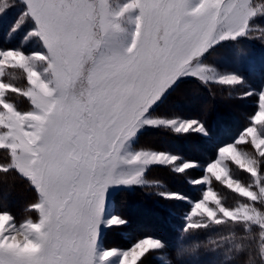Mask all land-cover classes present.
I'll return each mask as SVG.
<instances>
[{
  "label": "snow or ice",
  "instance_id": "snow-or-ice-1",
  "mask_svg": "<svg viewBox=\"0 0 264 264\" xmlns=\"http://www.w3.org/2000/svg\"><path fill=\"white\" fill-rule=\"evenodd\" d=\"M11 7L20 8L13 30L31 24L34 43L30 51L0 50V77L6 65L26 76L23 88L0 80V149L6 156L0 172L26 178L37 219L17 222L0 209V264H151L169 248L163 239L146 233L118 249L104 234L128 224L125 215L110 214L109 188L151 191L159 184L144 173L153 165H170V174L181 179L192 175L188 183L203 189L202 195L196 189L159 192L170 204L189 205L182 216L185 237H220L214 246L196 247L215 253L223 246L217 264H243L245 257L248 264H264V90L249 126L217 148L199 178L187 171L199 166L195 160L130 145L145 126L204 131L198 120L154 114L153 105L181 76L210 79L198 58L219 41L246 35L249 21L264 13V0H129L117 12L108 0H15L0 13ZM133 10L131 42L122 46L119 21ZM216 82L241 80L222 75ZM13 93L31 107L19 109ZM239 144L255 153L238 151ZM228 162L250 173L251 182L233 178ZM213 179L245 199L228 206L210 187ZM196 247L173 249L175 261L200 256Z\"/></svg>",
  "mask_w": 264,
  "mask_h": 264
},
{
  "label": "rangeland",
  "instance_id": "rangeland-1",
  "mask_svg": "<svg viewBox=\"0 0 264 264\" xmlns=\"http://www.w3.org/2000/svg\"><path fill=\"white\" fill-rule=\"evenodd\" d=\"M15 0H0V7L8 3H14ZM110 9L113 12L119 11V9L129 0H108ZM20 14L19 7L8 8L3 13H0V50H6L7 48H18L24 51L33 50L34 41L29 37V32L32 28L31 24H25L23 28L19 30H13V26L16 24V19ZM138 14V10H133L131 13L126 14L121 18L119 23L125 31L120 35V43L122 46H127L131 42L132 33L134 31V23L129 18H134ZM198 62L207 66L210 71L207 75L210 76L206 82L199 80L192 76H181L177 81L169 87L161 97V99L153 105L152 111L156 115L163 116L165 118L173 119L178 118L181 120H198L204 125V131L194 132L189 131L187 133H177L173 128L160 126L149 127L145 126L138 130L136 135L131 139V150H137L139 148L154 150V151H168L172 154H176L183 159L195 160L199 165L196 169H189L190 173L199 178L201 172L208 163L212 162L214 154L217 148L224 146L227 143H231L239 133L249 126L251 118L258 110L257 94L264 90V13H258L249 21V29L244 36L237 37L235 40L228 39L219 41L211 45L208 50L198 58ZM6 76L0 77V80L4 82H11L15 86L23 88L26 84V76L20 69H14L9 66H5ZM222 75H236L240 78L241 83L237 85H222L228 86L233 89V93L236 98L242 99L248 104V113L251 110V106H254L253 112L250 116L244 117L240 120L238 125L231 128L233 125L228 114L215 113L211 111L198 112L199 110H193L190 108L193 104V100L187 99L185 86H189L193 81L200 84H212L217 83V79ZM184 87V88H183ZM183 89V90H182ZM235 89V90H234ZM251 92L252 95H245V93ZM12 98L15 105L21 110H27L31 107L27 98L21 96L19 93H13ZM187 99V102H183V99ZM191 100V101H190ZM208 105L204 110H207ZM203 109V108H202ZM203 111V110H201ZM211 112V113H210ZM248 115V114H247ZM167 133L172 139L163 140L160 137V133ZM194 135L190 137V135ZM189 137V138H187ZM195 137V138H194ZM197 137V138H196ZM206 139L208 143L204 142L200 138ZM213 150V151H212ZM237 150L243 153L253 154L255 149L247 144L237 145ZM6 162V156L4 150L0 149V164ZM230 175L239 180L242 184H248L251 182L250 173L240 169L239 166L232 162H228ZM159 166V165H153ZM150 166L149 168L153 167ZM171 169V166H165ZM148 168V169H149ZM146 170L144 175L146 177ZM153 171H157L154 169ZM160 173V172H159ZM206 174V173H205ZM192 179V175L185 178L183 183L178 186H172L171 190H179L182 192H192L196 189V195H202L203 189L199 185H192L188 183ZM154 184H159L158 181L153 180ZM163 184V182H162ZM161 184V186H162ZM185 190H180V187H184ZM152 188L157 194L156 197H162L159 195L161 191L160 186ZM213 191L221 197L223 202H226L228 206H238L245 198L239 197V194L232 192L213 179L210 185ZM140 186L126 187L123 185H114L109 188V202L113 206V211L110 214H123L127 218L132 217V211H138L142 214L133 216L134 219L140 217L142 225L145 224V218H141L143 210L141 207L131 205V213L125 207V202H121V198L115 208L113 203V196L116 193L123 190L139 189ZM169 190V191H171ZM124 197V195L120 196ZM163 198V197H162ZM191 198V197H189ZM34 202V192L28 184L26 178L22 177L18 173L4 174L0 172V209H7L12 213L17 222H23L28 218L37 219L36 214L30 210V205ZM179 204L181 208L185 210L183 212L173 213L177 217L172 220L166 217L159 218L157 224L149 223L147 228H136L127 225L120 228L106 229L105 239L108 246L118 249H125L131 246L133 242L144 234H152L157 238H161L166 241L169 248L163 252H158L155 257L152 258L151 264H179L174 259L173 249L178 246L183 247H196L198 245L214 246V241H219L220 237L215 233L198 232L193 235L184 236L181 232L183 229L182 216L188 210L189 207L186 202L173 203ZM134 207V208H133ZM118 210V211H117ZM172 214L171 211L168 212ZM146 216V215H145ZM132 219V220H133ZM129 221V220H128ZM173 227V235L170 237L163 229H166V224ZM137 227V226H136ZM131 228V229H130ZM170 230L169 227H167ZM128 230H131L128 231ZM139 232V233H138ZM224 236H230V232H224ZM223 246L216 249L215 253H203L204 249L196 247V251L200 253V256H196L193 259L185 261V264H217L218 253L222 250ZM243 264H248L247 257L244 258Z\"/></svg>",
  "mask_w": 264,
  "mask_h": 264
},
{
  "label": "trees",
  "instance_id": "trees-1",
  "mask_svg": "<svg viewBox=\"0 0 264 264\" xmlns=\"http://www.w3.org/2000/svg\"><path fill=\"white\" fill-rule=\"evenodd\" d=\"M191 84L189 86H185V91L187 94V99L191 98L193 100L192 108L193 110H199L198 112H204V111H211L215 113L221 114H228L231 122L235 125H233L231 128L238 125L239 121L247 116H250L251 113L254 111V106H251V110L248 113L247 108L248 104L242 102V99L236 98L235 94L233 93V89L231 87L228 88V86H219L218 83H212V84H200L198 82H195L192 80L190 82ZM184 88V87H183ZM183 90V89H182ZM235 90V89H234ZM187 99H183V102H187ZM191 101V100H190ZM207 106V110L205 109V106ZM203 108V109H202ZM203 110V111H201ZM217 111V112H216ZM211 113V112H210ZM248 114V115H247ZM194 135H190L192 137ZM160 137L163 140L166 139H172L170 135L167 133H160ZM166 138V139H164ZM189 138V137H187ZM195 138V137H194ZM197 138V137H196ZM204 142L208 143L206 139L198 137ZM213 151V150H212ZM154 169H157V171H153ZM149 171L146 172V177L154 178L155 181L159 182V185L161 188H166L168 190H171L172 186H180L183 183L184 179H181L180 177L183 176V174H170L171 169L169 167L165 166H153L148 169ZM160 172V173H159ZM189 172V171H188ZM190 173V172H189ZM190 176V175H189ZM163 182V184H162ZM162 184V186H161ZM154 188H157L154 186ZM180 190H185L186 185L184 187H180ZM124 195V197H120ZM155 191H145L142 188L139 189H133V190H123L115 194L113 196V203L116 208L118 201L120 198L122 199L121 202H125V207L128 209L131 213V205L141 207V211L143 210V216L141 218H145V224L142 225V221H140V217H137L134 219L132 218L135 214V216L142 214L138 211H132V217L128 218V222L130 223L131 227H134L133 229H140V228H147L149 223H152L155 225L159 222V218H163V220L168 217L172 220H174V217H177L173 213L183 212L185 209L181 208L179 204H170L168 201L164 200L162 197H156ZM134 208V207H133ZM169 211L172 212L169 215ZM146 215V216H145ZM133 219V220H132ZM137 226V227H136ZM170 230H168V228ZM131 229V228H130ZM164 232H166L170 237L173 235V227H171L168 223L166 224V229H163ZM131 232V230H128ZM139 233V232H138Z\"/></svg>",
  "mask_w": 264,
  "mask_h": 264
}]
</instances>
